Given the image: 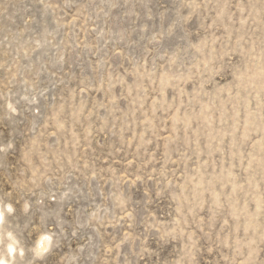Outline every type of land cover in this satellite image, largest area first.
<instances>
[{
	"label": "rangeland",
	"instance_id": "1",
	"mask_svg": "<svg viewBox=\"0 0 264 264\" xmlns=\"http://www.w3.org/2000/svg\"><path fill=\"white\" fill-rule=\"evenodd\" d=\"M0 206L9 264H264V0H0Z\"/></svg>",
	"mask_w": 264,
	"mask_h": 264
},
{
	"label": "bare ground",
	"instance_id": "2",
	"mask_svg": "<svg viewBox=\"0 0 264 264\" xmlns=\"http://www.w3.org/2000/svg\"><path fill=\"white\" fill-rule=\"evenodd\" d=\"M3 219H4V213H3V210H2V208H1V206H0V225H1L2 222H3ZM44 238H45V237H44ZM48 242H49V239L46 238V242H45L44 246H47ZM39 245H42V243H40ZM11 249H12V247H11ZM43 249L45 250L46 248L44 247ZM41 250H42V249H41ZM0 264H9V263H8V260L6 259V257L0 259Z\"/></svg>",
	"mask_w": 264,
	"mask_h": 264
}]
</instances>
